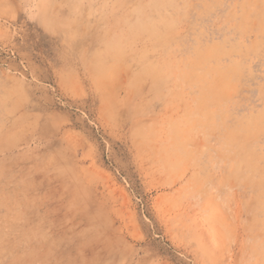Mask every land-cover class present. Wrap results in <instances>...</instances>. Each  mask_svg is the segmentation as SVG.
Masks as SVG:
<instances>
[{
  "label": "rangeland",
  "instance_id": "374dc122",
  "mask_svg": "<svg viewBox=\"0 0 264 264\" xmlns=\"http://www.w3.org/2000/svg\"><path fill=\"white\" fill-rule=\"evenodd\" d=\"M0 264H264V0H0Z\"/></svg>",
  "mask_w": 264,
  "mask_h": 264
}]
</instances>
